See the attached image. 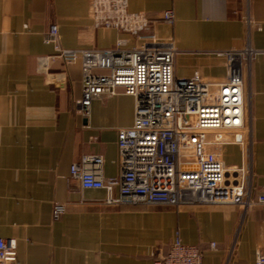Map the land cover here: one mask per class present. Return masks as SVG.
I'll return each instance as SVG.
<instances>
[{
	"label": "crops",
	"instance_id": "crops-1",
	"mask_svg": "<svg viewBox=\"0 0 264 264\" xmlns=\"http://www.w3.org/2000/svg\"><path fill=\"white\" fill-rule=\"evenodd\" d=\"M151 22L138 32L95 25L90 0H0V236L13 240L6 264H152L177 233L202 250V264H254L264 254V205L107 204L101 188H82L70 165L103 156L104 177L120 174L118 130L130 126L134 99L118 92L81 98V64L65 62L44 36L57 25L62 48H108L154 32L177 49L179 77L226 76L217 52L264 49V0H125ZM170 9L172 23L162 20ZM245 124L240 146L223 148L252 194L264 190V56L242 62ZM121 91V88L118 89ZM114 194L117 196L118 191ZM56 204L64 206L54 218ZM214 248L210 247L211 243Z\"/></svg>",
	"mask_w": 264,
	"mask_h": 264
},
{
	"label": "built area",
	"instance_id": "built-area-1",
	"mask_svg": "<svg viewBox=\"0 0 264 264\" xmlns=\"http://www.w3.org/2000/svg\"><path fill=\"white\" fill-rule=\"evenodd\" d=\"M90 6L95 25L119 32H138L151 23L142 14L128 12L125 0H90ZM162 20L172 23L173 12L164 10ZM57 32L52 24L44 41L52 43L65 62L80 61L78 107L84 116L98 96L122 92L134 99L133 122L117 135L120 174L104 177L103 156L83 154L70 165V176L82 188L104 189L105 202L114 205L235 204L244 211L264 205V190L252 194L243 185L242 168L226 165L222 151L228 145L240 146L249 130L242 62L264 56V49L247 45L217 52L226 58V76L208 81L199 75L176 76L177 49L171 39L154 32L137 34L131 47L118 39L112 47L90 49L62 48ZM63 209L56 204L54 218ZM15 258L13 240L0 236V264ZM152 264H202V250L184 244L176 233L168 249L153 256ZM254 264H264V254L257 253Z\"/></svg>",
	"mask_w": 264,
	"mask_h": 264
}]
</instances>
